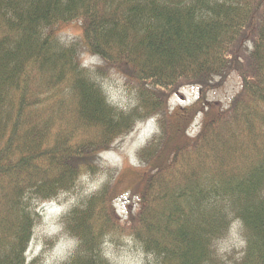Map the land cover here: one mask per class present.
Instances as JSON below:
<instances>
[{"label":"trees","instance_id":"obj_1","mask_svg":"<svg viewBox=\"0 0 264 264\" xmlns=\"http://www.w3.org/2000/svg\"><path fill=\"white\" fill-rule=\"evenodd\" d=\"M76 22L82 39L63 43ZM84 52L102 64L83 66ZM112 69L136 85L126 110L104 92ZM231 72L242 88L223 111L205 90ZM186 86L200 89L194 138L193 108H167ZM152 119L158 132L137 153L139 210L121 226V190L103 182L62 216L76 246L60 264H112L114 233L146 264H231L218 244L235 223L245 248L233 264H264V0H0V264H37L26 254L39 206Z\"/></svg>","mask_w":264,"mask_h":264},{"label":"rangeland","instance_id":"obj_2","mask_svg":"<svg viewBox=\"0 0 264 264\" xmlns=\"http://www.w3.org/2000/svg\"><path fill=\"white\" fill-rule=\"evenodd\" d=\"M60 38L67 44L81 40V23L76 22L63 27ZM80 57L85 67L94 68L102 64L98 57L86 52ZM124 72L112 69L102 82L109 102L119 109L126 110L136 103L137 90L133 80ZM213 82V86L205 90L204 101L214 103L220 110L227 111L241 91V79L238 73L231 72L227 77L216 78ZM199 98L200 89L197 86H186L169 96L167 101L169 113L177 109L193 108L195 118L188 128L189 138L196 137L201 129L203 115L200 113L202 105H197ZM157 132L158 128L153 119L139 123L129 135L117 138L110 151L101 154L102 166L93 174L83 176L74 191L62 194L55 201L39 206L41 219L34 230V236L26 254L28 262L37 260V264H60L69 257L76 243L64 234L62 216L81 199L100 189L104 185L103 182L108 179H112L113 185L118 184L121 190L115 201L116 218L121 226H126L130 222L131 216L139 210L137 153ZM241 228L242 226L235 223L228 236L218 244L220 256L231 264L242 257L245 248ZM104 254L112 264H146L151 261V258L147 257L135 244L132 237L121 233H114L107 239Z\"/></svg>","mask_w":264,"mask_h":264}]
</instances>
